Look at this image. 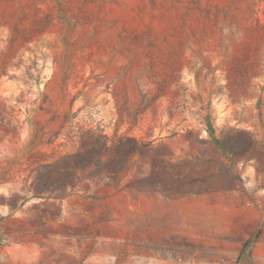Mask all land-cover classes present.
<instances>
[{
    "label": "rangeland",
    "instance_id": "374dc122",
    "mask_svg": "<svg viewBox=\"0 0 264 264\" xmlns=\"http://www.w3.org/2000/svg\"><path fill=\"white\" fill-rule=\"evenodd\" d=\"M258 210L264 0H0V262L264 264Z\"/></svg>",
    "mask_w": 264,
    "mask_h": 264
},
{
    "label": "crops",
    "instance_id": "0c3cea01",
    "mask_svg": "<svg viewBox=\"0 0 264 264\" xmlns=\"http://www.w3.org/2000/svg\"><path fill=\"white\" fill-rule=\"evenodd\" d=\"M254 214L258 218L264 215L259 210ZM88 259L89 256L84 254L75 256L67 244H54L53 240H48L46 244L21 246L18 256L2 258L0 264H85Z\"/></svg>",
    "mask_w": 264,
    "mask_h": 264
}]
</instances>
